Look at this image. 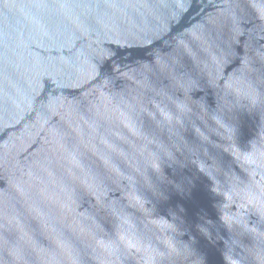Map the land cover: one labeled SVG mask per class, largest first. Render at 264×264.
Wrapping results in <instances>:
<instances>
[{"label":"water","instance_id":"obj_1","mask_svg":"<svg viewBox=\"0 0 264 264\" xmlns=\"http://www.w3.org/2000/svg\"><path fill=\"white\" fill-rule=\"evenodd\" d=\"M0 264H264V0H0Z\"/></svg>","mask_w":264,"mask_h":264}]
</instances>
